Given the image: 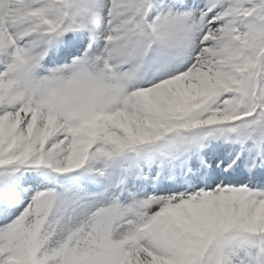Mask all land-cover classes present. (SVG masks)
<instances>
[{"label":"snow or ice","instance_id":"1","mask_svg":"<svg viewBox=\"0 0 264 264\" xmlns=\"http://www.w3.org/2000/svg\"><path fill=\"white\" fill-rule=\"evenodd\" d=\"M0 264H264V0H0Z\"/></svg>","mask_w":264,"mask_h":264}]
</instances>
